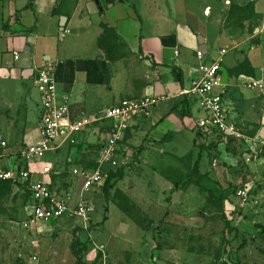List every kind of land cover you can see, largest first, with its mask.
I'll use <instances>...</instances> for the list:
<instances>
[{
  "label": "crops",
  "instance_id": "0c3cea01",
  "mask_svg": "<svg viewBox=\"0 0 264 264\" xmlns=\"http://www.w3.org/2000/svg\"><path fill=\"white\" fill-rule=\"evenodd\" d=\"M209 2L202 7L193 0H0V169L26 167L21 150L39 142L38 69H53L57 100L68 104L72 117L99 115L122 100L159 99L149 118L136 119L125 131L121 146L129 157L138 139L151 140L153 148L164 136L196 135L195 104L180 93L199 77L197 52L209 62L225 49L219 72L224 107L230 122L249 132L244 138L254 152L252 171L241 180L264 197V0ZM214 24L218 32L211 38ZM252 81L261 82L263 93L245 88ZM106 124L87 128L76 146L51 152L47 162L61 171L51 185L57 192L77 196L79 180L68 171L96 162L97 153L87 160L85 143L98 152ZM36 226L48 225L30 227Z\"/></svg>",
  "mask_w": 264,
  "mask_h": 264
},
{
  "label": "rangeland",
  "instance_id": "374dc122",
  "mask_svg": "<svg viewBox=\"0 0 264 264\" xmlns=\"http://www.w3.org/2000/svg\"><path fill=\"white\" fill-rule=\"evenodd\" d=\"M200 113L194 105L193 118ZM194 136H164L153 148L147 138L135 140L112 188L84 194L94 208L87 230H74L71 224H81L76 220L30 227L26 192L1 187L0 264H74V237L83 264H264V197L250 192L244 206L236 197L254 163L248 140ZM85 145L87 160H94L96 146Z\"/></svg>",
  "mask_w": 264,
  "mask_h": 264
},
{
  "label": "built area",
  "instance_id": "2783aa9c",
  "mask_svg": "<svg viewBox=\"0 0 264 264\" xmlns=\"http://www.w3.org/2000/svg\"><path fill=\"white\" fill-rule=\"evenodd\" d=\"M225 53L226 50L221 49L215 59L205 62L204 55L197 52L199 77L190 83L189 88L182 90L180 95L200 109L195 131L202 137L221 135L228 139H239L244 137L230 122L224 107L225 87L220 80L219 72ZM14 59L17 60L18 56L16 55ZM52 72L51 67H42L36 71L34 79L40 95L39 142L21 150L19 156L26 163V167L0 169V183L25 188L30 198L28 216L30 223L55 226L61 220L68 222L76 220L81 223L78 226L80 231L87 230L94 208L84 194L92 189H103L109 174L102 172L103 165L117 171L127 164L129 159L127 150L121 146L124 133L136 119L149 118L159 99L142 97L138 100H122L117 105L103 110L99 115L72 117L68 104L57 100L56 83ZM244 86L263 93L260 81L247 82ZM104 123L107 124L101 129L103 134L98 142L96 168L71 167L68 175L77 178L80 184L77 198L72 192L60 194L51 185L53 180L61 175V171L56 163H44L42 159L64 145L76 146L77 138L83 131L87 128L95 129L96 125ZM36 176L38 178H34ZM250 192L251 188L246 186L236 191L241 206L245 205L244 202ZM32 259L36 260V256Z\"/></svg>",
  "mask_w": 264,
  "mask_h": 264
},
{
  "label": "trees",
  "instance_id": "16d2710c",
  "mask_svg": "<svg viewBox=\"0 0 264 264\" xmlns=\"http://www.w3.org/2000/svg\"><path fill=\"white\" fill-rule=\"evenodd\" d=\"M237 10L239 11L240 9L237 8ZM247 10H249V8H246L245 10H240V11H247ZM186 110L189 111L188 102H187V109ZM187 111H183V110L181 111L182 117L187 116V114H188ZM195 136L199 137V136H201V134L196 133ZM229 140H232V139H229ZM197 167H198V161H196V163L194 164V167H193V172L194 173L197 172ZM89 168L95 169L96 168V163L94 162V163H92V165H89ZM118 171H119V169L117 171H115V172H109L108 178L104 182L102 191H105V193H107L110 190V188H112L114 182L121 178V174H118ZM3 186H12V185L10 183H4V182L0 183V189ZM70 247H71L72 255H73L74 259H75V263L74 264H83L82 258L80 256L78 239H76L74 237V239L72 240V242L70 244Z\"/></svg>",
  "mask_w": 264,
  "mask_h": 264
},
{
  "label": "water",
  "instance_id": "95a60500",
  "mask_svg": "<svg viewBox=\"0 0 264 264\" xmlns=\"http://www.w3.org/2000/svg\"><path fill=\"white\" fill-rule=\"evenodd\" d=\"M24 60H26V61L29 60V58H28V54H27V53L24 55ZM122 229H126V227L122 225V226H121V230H122Z\"/></svg>",
  "mask_w": 264,
  "mask_h": 264
}]
</instances>
